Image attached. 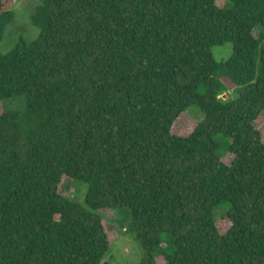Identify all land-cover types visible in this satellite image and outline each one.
Wrapping results in <instances>:
<instances>
[{
    "label": "trees",
    "instance_id": "1",
    "mask_svg": "<svg viewBox=\"0 0 264 264\" xmlns=\"http://www.w3.org/2000/svg\"><path fill=\"white\" fill-rule=\"evenodd\" d=\"M38 1L37 37L0 52V264H112L118 208L139 264H264V0Z\"/></svg>",
    "mask_w": 264,
    "mask_h": 264
},
{
    "label": "rangeland",
    "instance_id": "2",
    "mask_svg": "<svg viewBox=\"0 0 264 264\" xmlns=\"http://www.w3.org/2000/svg\"><path fill=\"white\" fill-rule=\"evenodd\" d=\"M221 6L224 0H217ZM38 0H15L14 10L15 18L6 27L5 35L0 44V52L6 53L12 49L20 36H23L26 41H32L39 34V29L32 24L31 14L37 5ZM257 36L258 29L253 31ZM232 51L231 43H224L212 47V52L216 60L226 59ZM232 93L230 98L234 97ZM221 99L227 98L224 93L219 96ZM4 109H23L25 107V97L15 96L2 102ZM202 113L196 106H191L187 109V114L184 119L175 125V132L182 130L183 134H187L195 126L196 122L202 118ZM256 127L262 132L264 138V111L260 114L255 122ZM233 156L231 154L224 157L226 163H230ZM86 184L75 180L70 187L69 196H74L72 199L80 204L85 202ZM224 209L218 206L215 210L216 217L224 213ZM105 225L111 232V244L106 254V259L112 264H139L144 257V251L139 240L136 238L135 227L131 219L128 208H118L114 211H108L103 215ZM230 223L225 216H220L217 221V226L221 232H224ZM166 246L165 242L162 244ZM161 262L162 258L157 259Z\"/></svg>",
    "mask_w": 264,
    "mask_h": 264
}]
</instances>
